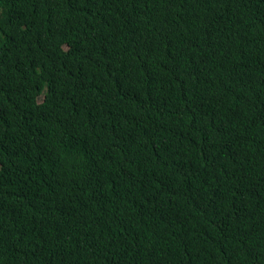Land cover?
<instances>
[{
  "label": "trees",
  "instance_id": "16d2710c",
  "mask_svg": "<svg viewBox=\"0 0 264 264\" xmlns=\"http://www.w3.org/2000/svg\"><path fill=\"white\" fill-rule=\"evenodd\" d=\"M0 264H264V0H0Z\"/></svg>",
  "mask_w": 264,
  "mask_h": 264
}]
</instances>
